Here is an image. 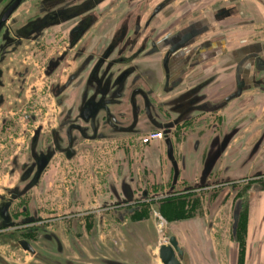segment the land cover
I'll list each match as a JSON object with an SVG mask.
<instances>
[{
	"label": "flooded vegetation",
	"instance_id": "1",
	"mask_svg": "<svg viewBox=\"0 0 264 264\" xmlns=\"http://www.w3.org/2000/svg\"><path fill=\"white\" fill-rule=\"evenodd\" d=\"M11 18L0 29V142L21 137L0 154V224H11L0 228V264H162L151 252L172 237L182 264L189 253L195 264L200 253L264 264V0H28ZM174 35L192 40L168 58L183 78L157 96L175 78L161 51ZM89 58L115 62L116 75L130 67V78L98 96L110 111L96 131L65 135L48 157L57 100L78 104L89 74L70 78ZM136 130L161 137L143 144Z\"/></svg>",
	"mask_w": 264,
	"mask_h": 264
},
{
	"label": "water",
	"instance_id": "2",
	"mask_svg": "<svg viewBox=\"0 0 264 264\" xmlns=\"http://www.w3.org/2000/svg\"><path fill=\"white\" fill-rule=\"evenodd\" d=\"M28 0H0V29L1 27H7V23L8 22H15L17 21V18H11L12 14L15 13L17 11V9ZM191 34V33H190ZM178 35H174L171 37L172 40L174 41H169L168 46L166 49H161L162 52L166 53V59L165 62L167 64H170L171 67L172 65H174V63L176 62V58H173L171 61H168V58L170 56H172L173 54L176 53V51L178 49H180L181 47H184L188 44L191 43L192 40L189 41H185V42H180V38L181 36H179V38L175 39ZM182 39V38H181ZM156 52V48H154V53ZM153 53V52H152ZM152 53H149V55H152ZM108 55V54H106ZM93 59H97L95 56H93ZM92 58H89V62L85 61L83 63V69L80 71H77L76 73H74L72 75V78H70V82H79L82 78L81 74L82 72L88 73V79L87 82L88 84L86 85V89H83V91H80V98L78 101V104L75 102L71 107H69V105H65V104H60L61 102L57 100V105H58V109L60 108L61 112L58 113V120L61 122H58V126L60 128V131H58L55 136L56 139H54L53 141V145L54 147L49 150V154L48 157H51L56 151H63L61 147H59V145L61 143L64 142L65 140V135L66 136H70L73 135V133H83L85 134V130L86 129H90L92 128L94 131H96V129L99 127L100 125V112H105L108 113L110 111L109 108V103H105L104 105H100V101H98V96L104 97L106 95H108L111 90L108 89V87H110V85L112 86L113 83L112 81H114V79L116 81H120L121 83L125 80H129L131 73V69L130 67L125 68L122 72L125 73H121L119 75L113 74L112 72H116L117 70H111L112 66L114 65L115 62H107L105 59H100L98 60V63H95ZM129 59H123L121 61H119L117 64L120 65H126L129 63ZM170 62V63H169ZM151 70L158 74L161 72V67L159 66V62H152V67ZM175 68L173 69L172 67V73L175 74V78L172 80H170L169 82L165 81L163 83V87L169 86V88L167 90H165L162 94L160 92H158L156 95L157 96H164V95H175L177 91H179V85H178V80L183 78V73L182 77H180L179 75H177V71H174ZM171 76V75H170ZM169 76V77H170ZM171 77H174L173 75ZM167 79V77H166ZM170 79V78H169ZM128 82V81H126ZM124 83V82H123ZM1 81H0V85H1ZM77 84V83H76ZM126 85L121 84V87L123 88V86ZM72 86L74 87L75 84H72ZM103 87L104 92H99L98 89L99 87ZM121 88V89H122ZM201 88V86H198L197 88H195L193 91H191L189 94L190 95H194V93H196L199 89ZM154 91H158V86L153 88ZM56 99H59L57 96H55ZM179 99L178 96H173L171 99V102L169 104L172 103L173 100ZM170 101V100H169ZM178 101V100H177ZM2 102V97L0 96V103ZM60 104V105H59ZM168 105V104H167ZM168 109V108H167ZM64 119V121L62 122V120ZM151 119H155L154 117L151 116ZM66 120H69L70 122H67ZM82 120L84 122H82ZM155 121V120H154ZM109 122H105L104 124H108ZM154 124H157V122H153ZM178 123V122H175ZM173 123H169V124H165V125H157L154 128H152L151 130H156V129H161L163 127H165V132L169 133L170 132V128L173 126ZM149 131H141V130H136L139 133H143L146 134ZM169 136L167 135V142H169ZM231 138V137H230ZM88 139H97L96 137H89ZM230 140L224 142V145L219 148L215 153H213L208 162H207V166L210 167H214L215 164H217V162L220 160L222 154L225 152L227 146H228V142ZM264 141V133L262 134L259 144H261ZM56 143H58V146L56 147ZM64 144V143H63ZM260 146V145H259ZM35 150L37 149L38 151H42V148L40 147V145L37 147V145H34L33 147ZM72 149L71 144L68 147V149L66 150H70ZM46 160H48V158H46ZM43 167V166H42ZM38 171V175L39 173H41V169ZM31 187V186H30ZM27 190V189H26ZM4 203V202H3ZM2 203V205H0V217L1 214L4 213V204ZM8 211V209H7ZM11 224H5L4 222L2 224H0V228H4L5 226H8ZM151 255L154 259L159 260L162 264H182V260H183V249L180 248L178 246V242L176 240V238L172 237L170 240V244L169 245H163L160 247V249L157 252H151ZM110 264H125L123 262H119V261H111ZM155 264V262H154Z\"/></svg>",
	"mask_w": 264,
	"mask_h": 264
},
{
	"label": "rangeland",
	"instance_id": "3",
	"mask_svg": "<svg viewBox=\"0 0 264 264\" xmlns=\"http://www.w3.org/2000/svg\"><path fill=\"white\" fill-rule=\"evenodd\" d=\"M28 8H30V5H29V3L28 4H25L19 11H18V14L20 13H22V12H24V11H27V9ZM38 70H41V68H37ZM38 87H39V90H40V95H39V98H40V101H41V105H40V107H41V114H43L44 115V113H47V112H49L50 110H48L50 107L49 106H46V98L45 97H48V90H47V86H46V84H43L42 83V81H38ZM49 101H51L50 99H49ZM56 110L57 111H59V109H57L56 108ZM45 116V115H44ZM45 118V117H44ZM16 120H18V118H16ZM25 122V121H24ZM15 123H17V122H15ZM19 131H20V129H19ZM9 135L10 136H12V138H8L7 140V142H9L8 143V145H7V147H10L11 146V144H15V145H18V144H16V143H14V139H19L20 137H21V134H20V132H19V134L18 133H12L11 131H10V133H9ZM11 143V144H10ZM0 154H3L4 153V150H6V148L7 147H4V140L3 141H1L0 142ZM14 145V146H15ZM11 150H15V147H13V148H11ZM4 177V175H2V173L0 172V179H2ZM0 182H1V180H0ZM259 217H261V215L259 216ZM261 258V255H259V257H258V259H260ZM258 261V260H257Z\"/></svg>",
	"mask_w": 264,
	"mask_h": 264
},
{
	"label": "crops",
	"instance_id": "4",
	"mask_svg": "<svg viewBox=\"0 0 264 264\" xmlns=\"http://www.w3.org/2000/svg\"><path fill=\"white\" fill-rule=\"evenodd\" d=\"M263 209H264V206H263ZM194 255L195 254H193V253L192 254L189 253V258L191 260V264H195V259H193ZM196 257L198 258L197 262L200 263V264H211V262L207 259L206 255H204V254H201V253L200 254H196ZM221 258L222 257H220L219 264H225V262Z\"/></svg>",
	"mask_w": 264,
	"mask_h": 264
},
{
	"label": "built area",
	"instance_id": "5",
	"mask_svg": "<svg viewBox=\"0 0 264 264\" xmlns=\"http://www.w3.org/2000/svg\"><path fill=\"white\" fill-rule=\"evenodd\" d=\"M161 137V133L158 131H152L148 134H144L141 138L143 144H148L151 140H157Z\"/></svg>",
	"mask_w": 264,
	"mask_h": 264
},
{
	"label": "trees",
	"instance_id": "6",
	"mask_svg": "<svg viewBox=\"0 0 264 264\" xmlns=\"http://www.w3.org/2000/svg\"><path fill=\"white\" fill-rule=\"evenodd\" d=\"M174 208V210L176 209V207H173Z\"/></svg>",
	"mask_w": 264,
	"mask_h": 264
}]
</instances>
